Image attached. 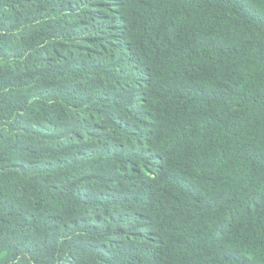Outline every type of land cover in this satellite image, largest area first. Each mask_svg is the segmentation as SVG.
<instances>
[{"label": "trees", "instance_id": "1", "mask_svg": "<svg viewBox=\"0 0 264 264\" xmlns=\"http://www.w3.org/2000/svg\"><path fill=\"white\" fill-rule=\"evenodd\" d=\"M0 264H264V0H0Z\"/></svg>", "mask_w": 264, "mask_h": 264}]
</instances>
